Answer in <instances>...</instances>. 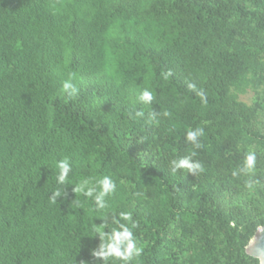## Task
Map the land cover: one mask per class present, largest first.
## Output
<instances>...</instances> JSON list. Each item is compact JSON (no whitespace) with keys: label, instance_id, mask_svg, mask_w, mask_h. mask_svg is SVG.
<instances>
[{"label":"trees","instance_id":"16d2710c","mask_svg":"<svg viewBox=\"0 0 264 264\" xmlns=\"http://www.w3.org/2000/svg\"><path fill=\"white\" fill-rule=\"evenodd\" d=\"M70 72L74 98L61 90ZM134 107L157 123L130 119ZM198 126L205 173L171 174ZM248 146L264 181V0H0V233L26 253L6 264H102V221L70 204L84 197L69 185L49 202L66 156L72 182L117 180L110 203L140 223L139 264H258L244 248L264 226V187L231 176Z\"/></svg>","mask_w":264,"mask_h":264},{"label":"clouds","instance_id":"9594fccd","mask_svg":"<svg viewBox=\"0 0 264 264\" xmlns=\"http://www.w3.org/2000/svg\"><path fill=\"white\" fill-rule=\"evenodd\" d=\"M23 13V22L27 23L28 15L24 5L21 3ZM163 77L168 79L172 72L168 70L164 72ZM75 73L70 72L68 77L61 83V90L67 93L69 98H74L79 95V87L74 83ZM187 88L195 93L200 98V103L207 106L208 99L203 89L197 90L195 82H187ZM155 100V94L149 88H144L140 91L137 102L145 106H151ZM156 113H149L145 119V112L135 107L129 112V118L132 120L144 119L146 125L157 123ZM164 117H168L170 113L164 111ZM205 128L203 126L188 129L185 132V142L192 146V149L184 156L173 158L169 161L170 173L175 175L177 172L186 170L194 176L205 173L204 163L196 159L198 150L204 148L202 137H205ZM237 150H240L238 144ZM258 155L256 149L248 146L244 150L242 163L231 170V176L235 179H244V188L250 194H254L258 188L264 187V181L258 177L257 161ZM0 157H2L0 155ZM7 157V156H6ZM56 168V187L48 196L51 204L58 203V199L62 194L67 198L68 192L66 188L69 185L74 186L72 191L76 195L84 197V201L74 199L70 204L76 209H83L85 204H88V211L91 215L99 218L102 222L91 224V230L94 235L99 237L98 248L91 249V255L96 260H101L102 264H139L145 248L141 243L136 231L140 227L138 220L134 218L133 212L119 211L114 212L110 201L118 194V182L112 175H103L100 178L88 177L80 179L77 182L70 180V173L73 172V164L69 157L57 159L55 161ZM136 196H143V193H135ZM111 220V223H109ZM262 227H259L260 229ZM264 228V226H263ZM107 229V231H106ZM257 229V230H258ZM9 232V231H8ZM0 233V264H6L13 258L25 255L24 252L9 251L7 247V233ZM16 234L18 232L15 231ZM254 243V240L249 241V246ZM63 257V253H59ZM81 264H87L82 261Z\"/></svg>","mask_w":264,"mask_h":264},{"label":"water","instance_id":"95a60500","mask_svg":"<svg viewBox=\"0 0 264 264\" xmlns=\"http://www.w3.org/2000/svg\"><path fill=\"white\" fill-rule=\"evenodd\" d=\"M254 240V243L249 246H245V254L251 258L257 259L258 264H264V228H260L255 231L254 235L249 241Z\"/></svg>","mask_w":264,"mask_h":264},{"label":"rangeland","instance_id":"374dc122","mask_svg":"<svg viewBox=\"0 0 264 264\" xmlns=\"http://www.w3.org/2000/svg\"><path fill=\"white\" fill-rule=\"evenodd\" d=\"M251 99H252L251 93H247V94L239 97V100L246 102V103H249L251 101Z\"/></svg>","mask_w":264,"mask_h":264}]
</instances>
